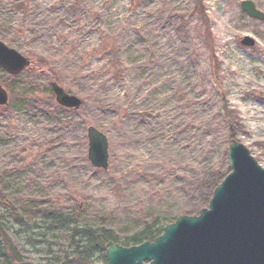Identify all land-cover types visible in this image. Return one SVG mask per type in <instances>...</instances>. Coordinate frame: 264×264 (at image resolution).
Returning <instances> with one entry per match:
<instances>
[{"label": "rangeland", "instance_id": "obj_1", "mask_svg": "<svg viewBox=\"0 0 264 264\" xmlns=\"http://www.w3.org/2000/svg\"><path fill=\"white\" fill-rule=\"evenodd\" d=\"M241 1L0 0V41L29 59L14 78L0 67L8 93L0 105L1 192L17 209L63 215L57 222L29 212L23 225L4 215L24 261L57 264L62 252L75 258L71 222L93 234L112 230L122 244L151 216L166 224L196 214L230 171L231 139L264 168V5L249 0L258 19ZM233 6L241 20L229 18ZM159 33L183 73L171 80L165 107L144 105L153 74L165 66ZM128 37L138 50L126 49ZM51 81L80 106L58 105ZM145 123L158 124L156 138L139 130ZM89 125L107 137L106 169L87 158ZM79 263L106 258L86 253Z\"/></svg>", "mask_w": 264, "mask_h": 264}, {"label": "water", "instance_id": "obj_2", "mask_svg": "<svg viewBox=\"0 0 264 264\" xmlns=\"http://www.w3.org/2000/svg\"><path fill=\"white\" fill-rule=\"evenodd\" d=\"M250 16L262 19L251 1H241ZM246 44L253 40L246 38ZM29 59L0 41V67L19 74ZM49 87L57 104L78 108L81 100L56 82ZM8 93L0 85V105ZM87 158L97 168L108 167V140L93 125L87 126ZM230 171L215 186L208 205L193 215H179L164 225L153 241L122 246L108 241L107 264H264V168L239 141L227 148ZM12 264H31L15 261Z\"/></svg>", "mask_w": 264, "mask_h": 264}, {"label": "trees", "instance_id": "obj_3", "mask_svg": "<svg viewBox=\"0 0 264 264\" xmlns=\"http://www.w3.org/2000/svg\"><path fill=\"white\" fill-rule=\"evenodd\" d=\"M26 67L24 70H27ZM8 78H14V75H9ZM11 92L15 95V90L11 89ZM22 94L21 92H19ZM2 177L0 174V204L4 207L5 212L0 214V264H12L15 261L23 260L22 255L19 253L17 248L14 247L11 237L6 231V222H3L4 215L13 220L18 225L25 224V214L41 211L45 213L47 219H52L60 222L63 217L62 213L56 209L49 207H36V208H22L17 209L10 201L7 200L6 196L1 192ZM218 183H214L209 192L205 194V203L208 202L211 197L212 190ZM58 217V218H57ZM70 224V223H69ZM71 238L73 240V251L76 253L75 258L68 259V255L64 252L61 256L57 257V264H80V256L82 254H91L94 252L101 251L102 256L105 258V244L108 241H113L119 244L117 235L112 230L101 228L92 233L90 229L84 227H78L74 222H71ZM164 222L157 216L152 217L149 221H143V226L140 230L134 232L130 236L123 239L122 246L137 245L144 241H153L163 231ZM78 237L77 239H75ZM55 258V257H54Z\"/></svg>", "mask_w": 264, "mask_h": 264}, {"label": "bare ground", "instance_id": "obj_4", "mask_svg": "<svg viewBox=\"0 0 264 264\" xmlns=\"http://www.w3.org/2000/svg\"><path fill=\"white\" fill-rule=\"evenodd\" d=\"M88 1H96V0H88ZM113 5L115 3H118L119 0H111ZM258 2L261 5H264V0H258ZM176 5V3H175ZM38 14V13H36ZM35 14V15H36ZM109 14L112 18L115 17V11L111 10L109 11ZM228 16L231 19L234 20H241L240 13L236 10L235 6L231 8V10L228 12ZM242 25V24H240ZM244 25V24H243ZM157 43L161 46V49L159 50V61L162 64H165L164 68L159 69L153 74V78L157 80L156 87L154 88L153 93H148L145 96L144 105H152V106H160L165 107L169 104V96L167 95V90L169 87V84L172 79H174L176 76L180 75L182 73V70H175L171 66V57L169 53V47H170V41H167L164 39L162 33H159ZM126 49L127 50H138V44L130 39L128 37V40L126 42ZM159 71V72H158ZM157 74V75H156ZM183 74V73H182ZM161 75V78L159 76ZM146 128L148 130L146 131ZM141 132L146 133L148 136L152 138H156L157 134L159 133V126L157 123L155 125L150 123L141 124V128L139 129Z\"/></svg>", "mask_w": 264, "mask_h": 264}]
</instances>
